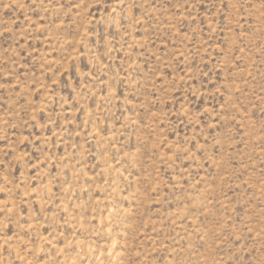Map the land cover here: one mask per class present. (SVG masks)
Listing matches in <instances>:
<instances>
[{
  "label": "rangeland",
  "instance_id": "rangeland-1",
  "mask_svg": "<svg viewBox=\"0 0 264 264\" xmlns=\"http://www.w3.org/2000/svg\"><path fill=\"white\" fill-rule=\"evenodd\" d=\"M0 264H264V0H0Z\"/></svg>",
  "mask_w": 264,
  "mask_h": 264
}]
</instances>
